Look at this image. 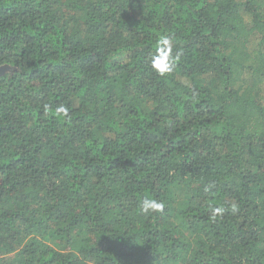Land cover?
Wrapping results in <instances>:
<instances>
[{
    "label": "trees",
    "instance_id": "16d2710c",
    "mask_svg": "<svg viewBox=\"0 0 264 264\" xmlns=\"http://www.w3.org/2000/svg\"><path fill=\"white\" fill-rule=\"evenodd\" d=\"M0 67V264H264V0H0Z\"/></svg>",
    "mask_w": 264,
    "mask_h": 264
},
{
    "label": "clouds",
    "instance_id": "9594fccd",
    "mask_svg": "<svg viewBox=\"0 0 264 264\" xmlns=\"http://www.w3.org/2000/svg\"><path fill=\"white\" fill-rule=\"evenodd\" d=\"M172 42L167 36H162L159 41L158 52L153 56V66L160 73L171 72L174 66L175 58L172 56ZM61 113L67 112V109L60 108L58 110ZM207 190V189H206ZM141 211L147 212H159L164 208L163 202L157 201L156 199H147L140 203ZM224 209L222 207H216L212 210V217L215 219L217 216L222 215Z\"/></svg>",
    "mask_w": 264,
    "mask_h": 264
},
{
    "label": "rangeland",
    "instance_id": "374dc122",
    "mask_svg": "<svg viewBox=\"0 0 264 264\" xmlns=\"http://www.w3.org/2000/svg\"><path fill=\"white\" fill-rule=\"evenodd\" d=\"M5 70H7L6 67H0V73L4 72Z\"/></svg>",
    "mask_w": 264,
    "mask_h": 264
}]
</instances>
